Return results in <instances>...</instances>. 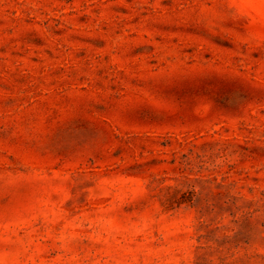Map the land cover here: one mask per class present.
<instances>
[{
	"label": "rangeland",
	"instance_id": "rangeland-1",
	"mask_svg": "<svg viewBox=\"0 0 264 264\" xmlns=\"http://www.w3.org/2000/svg\"><path fill=\"white\" fill-rule=\"evenodd\" d=\"M0 264H264V0H0Z\"/></svg>",
	"mask_w": 264,
	"mask_h": 264
}]
</instances>
